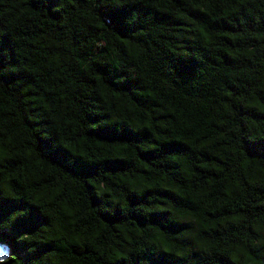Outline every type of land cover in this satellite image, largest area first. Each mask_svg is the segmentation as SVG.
<instances>
[{"label": "trees", "instance_id": "16d2710c", "mask_svg": "<svg viewBox=\"0 0 264 264\" xmlns=\"http://www.w3.org/2000/svg\"><path fill=\"white\" fill-rule=\"evenodd\" d=\"M0 264H264V0H0Z\"/></svg>", "mask_w": 264, "mask_h": 264}, {"label": "water", "instance_id": "95a60500", "mask_svg": "<svg viewBox=\"0 0 264 264\" xmlns=\"http://www.w3.org/2000/svg\"><path fill=\"white\" fill-rule=\"evenodd\" d=\"M5 252H6L5 246L2 243H0V259L4 257Z\"/></svg>", "mask_w": 264, "mask_h": 264}]
</instances>
